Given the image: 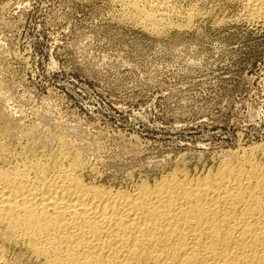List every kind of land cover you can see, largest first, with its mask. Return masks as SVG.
Here are the masks:
<instances>
[{
	"label": "rangeland",
	"instance_id": "rangeland-1",
	"mask_svg": "<svg viewBox=\"0 0 264 264\" xmlns=\"http://www.w3.org/2000/svg\"><path fill=\"white\" fill-rule=\"evenodd\" d=\"M135 1L0 0L7 155H77L86 181L123 188L250 153L264 165V16L164 0L148 22ZM2 245L7 264H38Z\"/></svg>",
	"mask_w": 264,
	"mask_h": 264
},
{
	"label": "bare ground",
	"instance_id": "bare-ground-1",
	"mask_svg": "<svg viewBox=\"0 0 264 264\" xmlns=\"http://www.w3.org/2000/svg\"><path fill=\"white\" fill-rule=\"evenodd\" d=\"M138 2L131 8L148 22L167 3ZM249 3L264 16V0ZM63 153L9 156L0 144L4 246L38 264H264V165L251 153L129 188L86 181L79 157Z\"/></svg>",
	"mask_w": 264,
	"mask_h": 264
}]
</instances>
